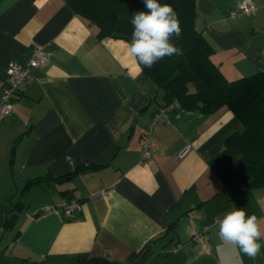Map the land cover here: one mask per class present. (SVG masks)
I'll list each match as a JSON object with an SVG mask.
<instances>
[{"label": "crops", "instance_id": "1", "mask_svg": "<svg viewBox=\"0 0 264 264\" xmlns=\"http://www.w3.org/2000/svg\"><path fill=\"white\" fill-rule=\"evenodd\" d=\"M239 1L196 0L194 25L228 79L264 63V0L230 17ZM127 42L98 36L65 0H0V87L9 62L48 55L0 119V264H264V247L250 259L218 236L234 208L264 217V186L228 172L240 120L221 104L150 127L160 90ZM66 194L80 199L70 213Z\"/></svg>", "mask_w": 264, "mask_h": 264}, {"label": "trees", "instance_id": "2", "mask_svg": "<svg viewBox=\"0 0 264 264\" xmlns=\"http://www.w3.org/2000/svg\"><path fill=\"white\" fill-rule=\"evenodd\" d=\"M100 37L110 36L130 41L132 15L146 11L143 0H65ZM178 14L182 33L173 43L182 49L179 56L165 57L151 68L140 65L144 76L151 78L161 94L160 105L177 101L176 109L208 112L225 104L240 120L242 130L228 141L240 150L228 166L246 188L264 186V68L233 79L226 78L211 59L212 47L194 25L196 0H159ZM39 178L26 182L29 185ZM66 194L65 197H70ZM74 197V196H73ZM76 198V197H75ZM80 201L79 198H76ZM7 216L6 225L14 224Z\"/></svg>", "mask_w": 264, "mask_h": 264}, {"label": "clouds", "instance_id": "3", "mask_svg": "<svg viewBox=\"0 0 264 264\" xmlns=\"http://www.w3.org/2000/svg\"><path fill=\"white\" fill-rule=\"evenodd\" d=\"M146 11H138L130 21L133 31L127 42V53L139 65L151 68L164 59L182 55V49L173 43L182 33L178 14L173 7L159 0H143ZM264 217L249 215L243 207L234 208L219 220L218 236L225 245L255 259L264 247Z\"/></svg>", "mask_w": 264, "mask_h": 264}, {"label": "built area", "instance_id": "4", "mask_svg": "<svg viewBox=\"0 0 264 264\" xmlns=\"http://www.w3.org/2000/svg\"><path fill=\"white\" fill-rule=\"evenodd\" d=\"M256 5L250 0H241L236 6L232 7L229 11L230 17H236L241 13H251L255 10ZM48 62L47 53L43 52L40 48H35L32 54L29 56L27 62L21 64L16 61H11L5 68V78L0 87V119L9 114L12 110L14 100L19 96L22 86L24 85L30 71L34 67L44 66ZM264 68V63L261 67ZM178 106L177 101H172L168 104L159 105L153 112L150 122V127L159 119L164 118L169 120V113L173 108ZM153 146V142L149 137V134L145 136L142 142L141 159L146 160L150 154V150ZM106 190H100L102 195L106 194ZM80 201L75 197H64L61 201V206L70 213L73 209L78 208ZM53 208V205H46L43 207V212H47ZM219 218L216 220V224L219 226ZM206 226H203L200 230L196 231L193 235V239L197 240L201 236V231L205 230Z\"/></svg>", "mask_w": 264, "mask_h": 264}]
</instances>
